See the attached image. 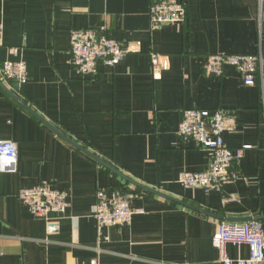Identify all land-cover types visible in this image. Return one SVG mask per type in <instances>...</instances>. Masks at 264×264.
<instances>
[{"label": "crops", "instance_id": "0c3cea01", "mask_svg": "<svg viewBox=\"0 0 264 264\" xmlns=\"http://www.w3.org/2000/svg\"><path fill=\"white\" fill-rule=\"evenodd\" d=\"M152 1L0 0V66L24 61L28 74L19 89L0 77L20 100L0 86V138L18 148L17 171H0V264H221L212 242L220 222L258 218L264 224V0H184L185 23L155 32ZM74 29H104L132 52L114 68L101 65L97 75L81 77L69 62ZM151 53L161 57L159 81L152 77ZM260 53L255 86L244 85L231 67L220 79L205 72L211 54ZM25 105L164 197L120 178ZM219 108L237 119L225 143L249 147L232 167L238 180L221 192L185 189L179 175L206 170L209 154L177 135L182 112ZM42 182L70 195L67 213L51 230L18 198ZM99 189L132 195V207L144 211L129 226L104 229L102 241L94 218ZM228 254L232 260L250 256L247 246L230 245Z\"/></svg>", "mask_w": 264, "mask_h": 264}, {"label": "built area", "instance_id": "2783aa9c", "mask_svg": "<svg viewBox=\"0 0 264 264\" xmlns=\"http://www.w3.org/2000/svg\"><path fill=\"white\" fill-rule=\"evenodd\" d=\"M150 31H158L165 24L185 23L187 5L184 0H153L149 12ZM4 26L0 23V47ZM132 52L131 48L120 41L111 40L106 31L74 29L70 34V65L81 77L98 74V67H116L123 63ZM16 53V52H15ZM153 80L162 78L160 56L150 54ZM263 65L262 53L257 55L211 54L207 56L205 72L213 78H222L225 69L231 67L238 72L244 85L252 87ZM27 64L24 61H4L0 66L1 80L19 85L27 82ZM237 129L236 116L222 108L214 111L192 109L182 112L177 135L183 141H194L209 154V165L201 172H183L178 183L185 189H200L205 193L221 192L225 185L236 182L238 175L232 167L239 163L248 146L232 149L224 141L226 132ZM0 171L15 173L18 164V148L11 140L0 138ZM70 195L42 182L39 185L23 189L18 198L38 218L44 219L49 229L54 228L56 219L64 216L69 208ZM132 195L120 191L108 193L99 189L96 193L94 218L97 223L99 241L103 240L107 227L129 226L135 215L143 214L142 209L133 208ZM56 215V218H52ZM218 251L221 264H264V224L261 221L243 223L220 222L212 239ZM247 246L248 259L232 260L228 246ZM93 264H97L93 261Z\"/></svg>", "mask_w": 264, "mask_h": 264}, {"label": "water", "instance_id": "95a60500", "mask_svg": "<svg viewBox=\"0 0 264 264\" xmlns=\"http://www.w3.org/2000/svg\"><path fill=\"white\" fill-rule=\"evenodd\" d=\"M0 86L6 91L8 92V94L14 98L16 101L20 102V100L15 97L14 95H12L7 89L6 87L3 85V83L1 82L0 80ZM13 87L15 89H19V85L17 84H14ZM22 103V102H21ZM23 104V103H22ZM24 105V104H23ZM25 108L35 117H37L40 121H42V123L44 125H46L51 131H53L54 133H56L57 135H59V137H61L62 139H64L66 142H68L69 144L73 145L74 147H76L77 149L81 150L84 154H86L87 156H89L90 158L96 160L97 162H99L101 165H103L104 167H106L107 169H109L110 171H112L113 173H115L116 175H118L120 178L124 179L125 181L129 182L130 184H133L135 186H137L138 188L140 189H143L147 192H150V193H153V194H156L158 196H163L160 192L154 190V189H150L148 187H145L144 185H141L133 180H131L130 178L126 177L125 175H123L122 173H120L117 169H115L112 165L108 164L107 162H105L103 159L93 155L92 153H90L88 150L84 149L83 147H81L80 145H78L77 143H75L74 141H72L71 139H69L68 137H66L64 134H62L55 126H53L52 124L48 123L45 119H43L42 117H40V115H38L37 113H35L34 111H32L31 109H29L26 105H25ZM169 198V197H168ZM198 210L199 212L203 213V214H206L208 216H213L211 215L210 213L208 212H204V211H201L199 209H196ZM222 220V219H220ZM253 220H259L258 218L256 219H252V218H246V219H228V222L230 223H235V222H240V223H243V222H250V221H253Z\"/></svg>", "mask_w": 264, "mask_h": 264}]
</instances>
